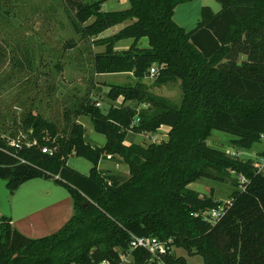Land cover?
Wrapping results in <instances>:
<instances>
[{
	"label": "trees",
	"instance_id": "trees-1",
	"mask_svg": "<svg viewBox=\"0 0 264 264\" xmlns=\"http://www.w3.org/2000/svg\"><path fill=\"white\" fill-rule=\"evenodd\" d=\"M126 1L125 9L104 11L101 0H64L80 36L103 45L92 53L93 71L130 72L135 81L108 85L106 97L118 99L117 106L103 112L85 97L73 111V116L88 117L93 131L104 136L101 146L86 142L84 127L68 116L58 131L27 112L13 132L0 134V178L7 181L9 194L26 180L51 179L66 189L73 208L60 228L37 238L23 236L10 216L0 214V264H120L114 248L125 250L131 234L170 238L175 248L200 256L202 264H264V174L252 160L205 143L211 129L231 134L238 149H249L264 136V0H216V12L201 6L188 31L172 20V13L177 4L191 0ZM9 3L0 0V8ZM118 24L123 25L108 37L96 38ZM140 37L147 39V47L135 46ZM123 38L134 42L115 51V42ZM152 65L154 85L179 82L177 106L145 91L140 80ZM127 100L148 106L136 111L124 105ZM159 126L168 128L164 140L124 143L127 131L153 132ZM16 138L20 145L14 148L10 141ZM42 146L52 148V154L41 152ZM71 154L90 162L86 174L66 165ZM105 155L119 158L127 176L98 170ZM226 172L245 182L231 192L230 205L211 224L195 213L221 202L187 185L199 178L220 180ZM147 257L133 250L132 264H145ZM163 261L186 264L172 252Z\"/></svg>",
	"mask_w": 264,
	"mask_h": 264
},
{
	"label": "rangeland",
	"instance_id": "rangeland-1",
	"mask_svg": "<svg viewBox=\"0 0 264 264\" xmlns=\"http://www.w3.org/2000/svg\"><path fill=\"white\" fill-rule=\"evenodd\" d=\"M127 6L126 0H101L100 3V9L104 11L125 9ZM201 6H207L212 12L220 8L216 0H191L177 4L173 9L172 19L188 31L195 27ZM72 14L73 9L64 0H10L7 8H0V134L9 135V132L15 130L12 127L18 118L30 112L53 123L58 131L65 124L67 116L69 120H78L84 127L83 135L87 141L98 146L103 144L104 136L93 131L88 117L73 116V111L85 97H89L94 105L98 103V108L103 112L109 105H119L118 99L106 97L108 85L133 84L135 79L125 72L97 74L93 71L92 53L102 50L103 45L92 42L93 37H81L73 27ZM112 27L102 31L96 38L108 37ZM71 43V47H67ZM140 81L149 95L175 106L180 103L182 89L178 81L159 86L154 85L150 76ZM125 102L127 103L124 105L135 106L136 111L148 106L133 100ZM135 122L133 120L131 123ZM166 131L161 126L153 132L127 131L125 143L146 145L151 139L159 142L166 139ZM231 137L227 132L211 129L205 143L229 155L233 153L240 159H250L253 162L264 150V138L253 143L249 149H238L231 144ZM66 164L81 173H86L91 166L90 162L73 154L67 157ZM96 167L103 173L127 176V166L117 157H102ZM259 170L262 172L264 166ZM47 180L48 186L53 187V181ZM33 181L42 182V178ZM236 182L238 176L233 172H226L220 180L199 178L191 182L189 188L210 194L213 199L223 202L237 188ZM55 188L67 194L64 187ZM41 189L39 187V192ZM20 190L22 192L23 189ZM35 192L34 189L33 196ZM14 203V199L9 202L10 215L14 213ZM172 254L184 257L186 264H202L200 256L187 255L180 248H174Z\"/></svg>",
	"mask_w": 264,
	"mask_h": 264
},
{
	"label": "crops",
	"instance_id": "crops-1",
	"mask_svg": "<svg viewBox=\"0 0 264 264\" xmlns=\"http://www.w3.org/2000/svg\"><path fill=\"white\" fill-rule=\"evenodd\" d=\"M121 27L122 26L112 27L111 34L112 32L117 31ZM98 37H105V36H98ZM121 41H125V42H121ZM133 42L134 41L132 38L119 39L114 44L117 45V47L114 48L113 46V48L115 49V51H120L128 48ZM134 43L135 46L138 48L147 47V39L145 37H140ZM125 73L131 75L130 72H125ZM100 74H111V73H100ZM126 103L127 102H125L124 104ZM78 116H83V115H78ZM76 122L79 121L77 120ZM79 123L82 125L81 122ZM161 127H164V131L168 130V128L165 126H161ZM263 138L264 136H261L259 141H261ZM125 139L126 138L124 137V143L126 141ZM84 140L88 142L90 145H93V143H90L89 141H87V139L84 138ZM263 149H264V144L262 150ZM262 173L264 174V170L262 171ZM33 179H41V178H32L26 180L22 182L12 193L8 194V201L11 203V199H14L15 202L14 203L15 207H13L14 213H11V215H9L11 219L10 223L16 231H18L23 236L29 238L42 237L55 232L70 218V216L73 213L72 200L69 194L68 193L63 194V192L57 191L55 188L56 186H60V185L53 182L54 183L53 187H49L48 182H46L48 181L47 179L42 178V182H35L33 181ZM189 184L187 185L188 188H189ZM39 187L42 188L40 192H39ZM20 189H23L22 192H20L21 191ZM34 189L36 190L35 192L36 194L33 196Z\"/></svg>",
	"mask_w": 264,
	"mask_h": 264
},
{
	"label": "built area",
	"instance_id": "built-area-1",
	"mask_svg": "<svg viewBox=\"0 0 264 264\" xmlns=\"http://www.w3.org/2000/svg\"><path fill=\"white\" fill-rule=\"evenodd\" d=\"M156 73V67L153 65L148 68V75L152 76ZM97 106L98 103H95ZM23 137L22 135H20ZM151 142H154L152 139ZM34 140L26 141L25 145H30L34 143ZM10 145H12L14 148L19 147L20 142L19 139H12L10 141ZM40 151L43 153H47L48 155H51L53 152L52 148H49L47 146H42L40 148ZM231 155H234L233 153ZM105 158H110L109 155H105ZM254 168H256L258 171L259 169L264 166V156H259L256 161L253 162ZM56 177V175L54 176ZM245 182L244 178L242 176H238V184L237 188L242 189L243 183ZM230 205V199L225 200L219 204H217L215 207H212L208 210L195 213V215L199 214L200 217H202L205 221L209 223H215L224 213V211L227 209V207ZM175 247L171 244V239L167 238L166 240L158 239L155 236H139V235H130L127 243V247L125 250H122L118 247H115L114 249L118 252L119 261L120 264H132V251L136 249H141L145 251L148 254V257L145 261V264H165L163 261V256L166 253L172 252V250ZM99 264H108L106 261H101Z\"/></svg>",
	"mask_w": 264,
	"mask_h": 264
},
{
	"label": "water",
	"instance_id": "water-1",
	"mask_svg": "<svg viewBox=\"0 0 264 264\" xmlns=\"http://www.w3.org/2000/svg\"><path fill=\"white\" fill-rule=\"evenodd\" d=\"M7 181L0 178V214L9 216V202H8V194L9 191L6 187Z\"/></svg>",
	"mask_w": 264,
	"mask_h": 264
}]
</instances>
